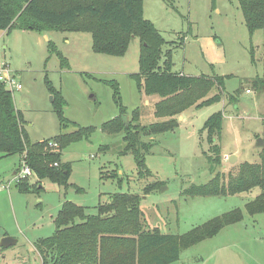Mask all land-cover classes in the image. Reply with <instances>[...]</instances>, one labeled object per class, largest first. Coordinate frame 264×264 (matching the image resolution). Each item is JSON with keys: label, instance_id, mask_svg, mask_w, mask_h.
I'll return each instance as SVG.
<instances>
[{"label": "rangeland", "instance_id": "374dc122", "mask_svg": "<svg viewBox=\"0 0 264 264\" xmlns=\"http://www.w3.org/2000/svg\"><path fill=\"white\" fill-rule=\"evenodd\" d=\"M142 9L143 17L165 41L162 50L172 53V72L194 78L227 77L224 96L210 106L184 110L173 130L143 138L154 145L145 156L149 174L141 177L132 155H122V134L107 135L101 130L119 115L113 91L103 81L118 84L126 120L134 110L141 126L165 120L155 115L158 99L139 93L129 77L138 72V40L130 42L123 57H110L92 51L87 33L0 31V64L6 63L22 86L12 96L29 141L51 143L56 136L94 128L88 140L70 144L62 152L61 159L71 170L72 187L65 191L34 176L13 180L21 167L20 156L0 160V241L5 237L16 240L14 245L0 247V264H41L35 245L52 235L62 201L95 215L98 204L107 203L116 193L139 195L143 231L165 235H182L234 209L243 212L242 221L181 251L171 264H264V213L250 216L244 208L259 194L258 188L230 197L184 194L217 173L226 181L228 175L237 174L241 163L259 160L260 148L255 144L257 138L264 141V93L252 90L250 82L264 78V27L250 35L238 4L231 0H142ZM48 41L67 60V67H61L55 55L49 56ZM46 81L65 100L63 128ZM240 87L236 105L228 104L226 96ZM215 93L213 89L207 97ZM218 111H224V117L213 144L222 156L210 171L206 156L211 155V145L200 131ZM231 155L237 157L233 164L227 161ZM26 180L32 190L22 193L16 182ZM150 185L155 189L144 195Z\"/></svg>", "mask_w": 264, "mask_h": 264}, {"label": "trees", "instance_id": "16d2710c", "mask_svg": "<svg viewBox=\"0 0 264 264\" xmlns=\"http://www.w3.org/2000/svg\"><path fill=\"white\" fill-rule=\"evenodd\" d=\"M164 1L168 3L169 0ZM231 1L238 4L250 35L263 29L264 0ZM12 30L42 34L87 33L92 51L110 57H123L130 42L134 38L138 40V72L129 77L135 81L139 93L158 99L154 106L155 115L165 120L141 126L137 110L132 111L130 119L126 120L118 84L103 81L113 91L119 115L103 124L101 130L107 135L122 134V155H132L141 177L149 174L145 156L154 145V141H144L143 138L173 130L184 110L210 106L224 96L227 77L194 78L172 72V53L162 50L165 44L162 35L143 17L142 0H0V31ZM47 48L49 56L55 55L61 67L68 66L51 41H48ZM250 57L254 62L253 53ZM46 84L52 95L53 111L60 128H63L66 124L63 115L65 100L48 81ZM250 87L257 93H264V78H254ZM213 89L216 93L207 97ZM241 92L242 87L228 94V104L236 105ZM223 117L224 111L213 113L200 131L206 133L211 145V155L206 156L210 171L221 162L220 148L213 141L221 133ZM93 132V127H86L56 136L51 142L56 144L55 149L48 146L50 142L31 143L23 127V116L14 106L12 92L0 83V160L21 156L37 181H47L64 191L72 187L69 184L70 164L61 161L62 152L70 144L88 140ZM258 158L257 163H241L237 174L228 175L226 181L217 173L205 184L192 185L184 194L230 197L258 188L259 194L244 208L250 216L264 213V145L259 149ZM17 182L20 192L32 190L27 180ZM38 189L41 188L37 186ZM154 189V185L146 187L144 195ZM75 190L79 191L76 187ZM140 201L139 195L112 194L107 203L98 204L95 215L87 214L84 207L64 201L53 220L52 235L36 242L41 264H171L179 259L181 251L211 239L224 227L243 219V212L234 209L182 235L146 232L141 221Z\"/></svg>", "mask_w": 264, "mask_h": 264}, {"label": "built area", "instance_id": "2783aa9c", "mask_svg": "<svg viewBox=\"0 0 264 264\" xmlns=\"http://www.w3.org/2000/svg\"><path fill=\"white\" fill-rule=\"evenodd\" d=\"M0 83L4 86L5 89L9 90L10 92L20 91L22 89V86L17 80V77L11 73L6 63L0 64ZM48 145L50 147L56 146V144L54 143H49ZM17 173L18 174L15 176L14 180H19L23 178L25 179L33 176L31 169L24 164L22 158H21V167Z\"/></svg>", "mask_w": 264, "mask_h": 264}, {"label": "water", "instance_id": "95a60500", "mask_svg": "<svg viewBox=\"0 0 264 264\" xmlns=\"http://www.w3.org/2000/svg\"><path fill=\"white\" fill-rule=\"evenodd\" d=\"M264 145V141L261 138H257L255 147L256 148H262ZM237 157L235 155L229 156L227 159L229 164H233L236 161ZM16 243V240L10 238V237H5L0 241V247H8L11 245H14Z\"/></svg>", "mask_w": 264, "mask_h": 264}, {"label": "crops", "instance_id": "0c3cea01", "mask_svg": "<svg viewBox=\"0 0 264 264\" xmlns=\"http://www.w3.org/2000/svg\"><path fill=\"white\" fill-rule=\"evenodd\" d=\"M16 77H18V76H16ZM21 158H22V157L20 156V160H21ZM61 161H62V159H61ZM62 162H63V161H62ZM16 174H17V172H14V173H13V176H14V177H13V180H14ZM44 182H45V181H43V183H44ZM43 183H42V185H40V188L43 187ZM7 187H8V186H7ZM63 202H64V201H62V203H63ZM62 203H61V205H62ZM61 205H60V207H61Z\"/></svg>", "mask_w": 264, "mask_h": 264}]
</instances>
